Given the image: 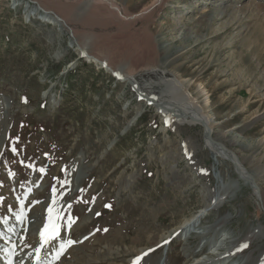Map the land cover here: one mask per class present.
Returning a JSON list of instances; mask_svg holds the SVG:
<instances>
[{
    "label": "rangeland",
    "instance_id": "obj_1",
    "mask_svg": "<svg viewBox=\"0 0 264 264\" xmlns=\"http://www.w3.org/2000/svg\"><path fill=\"white\" fill-rule=\"evenodd\" d=\"M37 1L152 95L179 80L264 207V0H160L130 19L107 0ZM110 1L131 17L153 0ZM35 6L0 0V264H264L260 203L202 127L167 122Z\"/></svg>",
    "mask_w": 264,
    "mask_h": 264
},
{
    "label": "bare ground",
    "instance_id": "obj_2",
    "mask_svg": "<svg viewBox=\"0 0 264 264\" xmlns=\"http://www.w3.org/2000/svg\"><path fill=\"white\" fill-rule=\"evenodd\" d=\"M35 2L38 3L39 7L40 8H43L44 10H46L41 4L39 1L37 0H33ZM95 2H104L106 0H94ZM160 0H153L152 3L150 4V6L148 8H150L151 6L155 5L157 2H159ZM29 3V1H28ZM107 5L109 6V8L113 9L116 11V13L124 18V19H130V17H126L124 15H122L119 7H117L116 5H114L110 0H107ZM37 8V6H35ZM147 8V9H148ZM145 9V10H147ZM153 9V8H152ZM55 13V12H54ZM56 14V13H55ZM136 16H140V14H136ZM134 18V17H133ZM50 20V19H49ZM52 21V24L59 27L61 30L64 29L66 30L65 28L62 27V25L60 23H58V21H56L53 17L51 19ZM67 31V30H66ZM73 33V31H72ZM76 42H77V39H75ZM71 49L73 51H75V53H77V55L79 56V49L83 50L88 57H83L85 59V61L87 62H90V63H93L96 67L98 68H102L104 69L106 72H110L109 70H111V68L106 64V66H108L110 69H106L104 68L101 64H100V60L99 58L95 57L94 55H91L90 53H87V51H85L83 48H81L80 44L77 42V44H72L71 46ZM86 48V47H85ZM113 72V71H112ZM124 77V82L127 83V80H129L132 84H134L135 86V89L142 93L143 95L145 96H148V95H152L150 92H148V90L141 86L136 77L135 76H123ZM119 80V79H118ZM121 81V80H120ZM169 83H170V86H169V90L168 92L164 93V91H161V96L159 97V100L160 101H163V104L164 106H162V111H158L160 113L161 116L165 117L167 119V121H176L177 124H188V125H201L199 122L200 121H206L207 123V126L209 129L210 128V117L204 113L203 111V108L202 106H199V105H196V102L194 101V99L192 98V96L188 93H185L183 91V88L181 86V82L179 80H177L176 78H171L169 80ZM170 93V94H168ZM166 95V98H162L163 96ZM154 96V95H153ZM169 97V98H168ZM180 98V100H177V98ZM158 98V97H157ZM143 101V100H142ZM153 106V105H152ZM155 107V105H154ZM159 108V106H157ZM190 115H193L194 118L191 119L189 118ZM164 118V119H165ZM206 141V140H205ZM208 143V142H207ZM209 145L211 147L210 149V154H211V158L212 159H215V162H218L219 160H223V161H227L229 162V164H231L232 168H233V165L231 163V161H229L228 159H226L225 157V151L222 149V147L220 148L217 144L215 143H210L209 142ZM227 147V146H226ZM228 148V147H227ZM229 149V148H228ZM230 152L233 154V160L235 162H237L239 164V166L241 167V173H247L248 175H251L253 176L251 173H249L243 163L241 162V160L237 157L236 154L233 153V151L231 149H229ZM245 171V172H244ZM235 172V171H234ZM254 177V176H253ZM255 178V177H254ZM256 181V180H255ZM257 183V182H256ZM253 191V190H252ZM254 193V191H253ZM261 195V193H260ZM210 203L208 202L207 205L204 207V208H207V206H209ZM259 205V202L258 204ZM204 208H201L200 210V213H203L202 211L205 210ZM208 212V210H206ZM205 212V213H207ZM203 216V215H202ZM202 216H199V214H196V215H192L190 218L186 219L184 222L185 223H182L181 225L182 226H193L195 225L200 219ZM45 226V225H42V227ZM41 228V227H40ZM40 228L38 229V232L40 231ZM37 241L39 240V233H37ZM40 241V240H39ZM41 242V241H40ZM41 243H46V242H41ZM51 243V240H49L47 242V244L49 245ZM43 246V245H42ZM40 249V248H39ZM14 261H19V258L17 257H14L12 258ZM162 257L160 256L159 259L157 260V262L155 264H162L163 260L161 261ZM164 259V258H163ZM36 264H37V261H36Z\"/></svg>",
    "mask_w": 264,
    "mask_h": 264
},
{
    "label": "water",
    "instance_id": "obj_3",
    "mask_svg": "<svg viewBox=\"0 0 264 264\" xmlns=\"http://www.w3.org/2000/svg\"><path fill=\"white\" fill-rule=\"evenodd\" d=\"M27 1H29V4H34V5H36L37 6V11H39V12H41L43 15H45V17L46 16H51V17H53L56 21H58V23H60L61 25H62V27L63 28H65L66 30H67V32L69 33V38L71 39V41L68 43V45H71V44H73V43H75V44H77V42H76V40H75V36L73 35V33H72V29H71V27L65 22V20L63 19V18H61L59 15H57V14H55L53 11H51V10H44L43 8H40L39 7V5H38V3L37 2H35V1H33V0H27ZM107 2V1H106ZM159 2H157L156 4H158ZM154 6L155 5H153V6H151L150 8H148L147 10H142V11H139L138 13L140 14V15H144V14H147V13H149L151 10H152V8H154ZM33 9H34V7H33ZM138 13H136V14H138ZM138 14V15H139ZM133 17H135V16H131L130 18H133ZM79 56H82V57H88L87 56V54L83 51V50H81V49H79ZM100 64L104 67V68H106V69H110L108 66H106V63L104 62V61H100ZM110 72V74H112L116 79H119V80H124V77H122L120 74L121 73H119V72H117V73H115V72H112V70H109ZM127 83H129V85H130V87L134 90V92L136 93V95L140 98V99H142L143 101H145V104H149V105H155V107H156V109L158 110V111H162V106H164V104H163V101H160L159 100V98H157L156 96H153V95H148V96H145V95H143L142 93H140V92H138L136 89H135V86H134V84H132L129 80H127ZM157 106H159V108L157 107ZM189 118H191V119H193L194 118V116L193 115H190L189 116ZM201 125V127H202V137L205 139V140H208L210 143H215V144H217L220 148L222 147V149L225 151V157H226V159H228L229 161H231V163H232V165H233V169H234V171H235V173H236V175L240 178V179H242L241 181H244L245 182V184L246 185H248V187L251 189V190H253L254 191V195H255V197H256V199H257V201L260 203V206H261V210L264 212V207H263V203H262V199H261V195H260V188H259V186L257 185V183H256V181H255V178L253 177V176H251V175H248L245 171V173H241V167L239 166V164L237 163V162H235L234 160H233V154L230 152V150L221 142V141H219V140H217V139H215L213 136H212V131H211V129H209L208 128V126H207V123H206V121H200L199 122ZM209 210V209H208ZM205 212H207L206 210L205 211H203V213H205ZM162 259H163V257H162ZM162 259H161V261H162Z\"/></svg>",
    "mask_w": 264,
    "mask_h": 264
},
{
    "label": "snow or ice",
    "instance_id": "obj_4",
    "mask_svg": "<svg viewBox=\"0 0 264 264\" xmlns=\"http://www.w3.org/2000/svg\"><path fill=\"white\" fill-rule=\"evenodd\" d=\"M13 151H15V149H13ZM41 171H43V169H41ZM54 234H55V233H53V235H54ZM41 236H42V238L45 239V241H47L48 239H51V236H45L44 233H41ZM68 243L71 244L72 242L69 241ZM246 246H247V245H245V247H246ZM57 258H59V254H58ZM134 264H135V262H134Z\"/></svg>",
    "mask_w": 264,
    "mask_h": 264
}]
</instances>
